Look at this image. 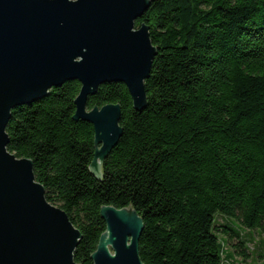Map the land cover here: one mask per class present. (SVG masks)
Here are the masks:
<instances>
[{
  "label": "trees",
  "instance_id": "1",
  "mask_svg": "<svg viewBox=\"0 0 264 264\" xmlns=\"http://www.w3.org/2000/svg\"><path fill=\"white\" fill-rule=\"evenodd\" d=\"M144 24L157 48L146 109L118 82L88 98L89 110L122 108L100 177L94 127L74 120L78 82L13 109L8 150L33 162L47 200L80 231L77 264H94L105 206L143 219L144 264H224L225 244L241 238L233 221L264 235V0H151Z\"/></svg>",
  "mask_w": 264,
  "mask_h": 264
},
{
  "label": "water",
  "instance_id": "2",
  "mask_svg": "<svg viewBox=\"0 0 264 264\" xmlns=\"http://www.w3.org/2000/svg\"><path fill=\"white\" fill-rule=\"evenodd\" d=\"M151 0H0V264H77L80 231L51 204L33 162L8 150L12 110L46 98L55 87L81 84L75 121L95 130L91 172L123 135L120 105L88 109V98L107 83L127 86L134 108L147 107L145 81L157 48L149 27L136 23ZM106 223L94 264H144L143 219L133 208L105 206Z\"/></svg>",
  "mask_w": 264,
  "mask_h": 264
},
{
  "label": "rangeland",
  "instance_id": "3",
  "mask_svg": "<svg viewBox=\"0 0 264 264\" xmlns=\"http://www.w3.org/2000/svg\"><path fill=\"white\" fill-rule=\"evenodd\" d=\"M219 224H224L225 218L221 216L217 217ZM233 225L236 230L241 234L240 239H234L229 244L226 243L225 237L220 235L225 242L224 264H264V235L259 231H250L238 222L233 221ZM240 241H244L245 248L237 249L235 246ZM245 251L247 257L241 256V253Z\"/></svg>",
  "mask_w": 264,
  "mask_h": 264
}]
</instances>
